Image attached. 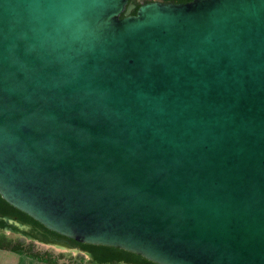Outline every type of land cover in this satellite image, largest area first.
<instances>
[{"label":"water","instance_id":"1","mask_svg":"<svg viewBox=\"0 0 264 264\" xmlns=\"http://www.w3.org/2000/svg\"><path fill=\"white\" fill-rule=\"evenodd\" d=\"M133 9L0 0V197L152 264H264V0Z\"/></svg>","mask_w":264,"mask_h":264},{"label":"trees","instance_id":"2","mask_svg":"<svg viewBox=\"0 0 264 264\" xmlns=\"http://www.w3.org/2000/svg\"><path fill=\"white\" fill-rule=\"evenodd\" d=\"M121 18L123 15L120 16ZM0 216L1 217H11L15 218L20 222H23L29 226L28 232H19L25 237H28L31 241H38L43 244H46L50 241V239H57L59 242H72L73 244L79 245L81 248L88 250L91 253V258L88 259L89 264H118L119 262H124L126 264H152L147 260L143 259L140 256L119 250L114 248H108L103 246H92L86 245L82 243H77L73 240L62 237L58 234H55L43 226L32 220L27 215L19 212L9 204H7L0 197ZM10 229L4 221H0V250L9 251L12 253H16L19 255H24L31 259H34L38 262L44 264H59L56 260L51 259L45 255H38L32 253L27 248L23 247L20 242H12L11 240H7L4 230ZM70 264V263H63Z\"/></svg>","mask_w":264,"mask_h":264},{"label":"rangeland","instance_id":"3","mask_svg":"<svg viewBox=\"0 0 264 264\" xmlns=\"http://www.w3.org/2000/svg\"><path fill=\"white\" fill-rule=\"evenodd\" d=\"M4 234L7 240L12 242H20L23 247L27 248L32 253L38 255H45L51 259L56 260L57 263H70V264H89L88 256L81 255L74 250H69L65 247H59L56 245L43 244L38 241H31L28 237H25L21 233L13 229H5ZM0 264H44L31 259L26 256H22L16 253H12L5 250H0Z\"/></svg>","mask_w":264,"mask_h":264},{"label":"flooded vegetation","instance_id":"4","mask_svg":"<svg viewBox=\"0 0 264 264\" xmlns=\"http://www.w3.org/2000/svg\"><path fill=\"white\" fill-rule=\"evenodd\" d=\"M194 0H129V4L134 6L131 14L134 15L136 10L147 4H156V3H190ZM10 229L15 230L14 228L10 227ZM17 231V230H16ZM18 232V231H17ZM46 244L56 245L59 247H65L69 250H74L81 255H87L88 258H91V253L88 250L81 248L79 245L73 244L72 242H59L57 239H50V241ZM118 264H126L124 262H119Z\"/></svg>","mask_w":264,"mask_h":264}]
</instances>
